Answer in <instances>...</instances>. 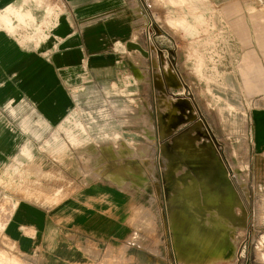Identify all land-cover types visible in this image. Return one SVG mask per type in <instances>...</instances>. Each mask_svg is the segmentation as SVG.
I'll return each instance as SVG.
<instances>
[{
  "label": "rangeland",
  "instance_id": "374dc122",
  "mask_svg": "<svg viewBox=\"0 0 264 264\" xmlns=\"http://www.w3.org/2000/svg\"><path fill=\"white\" fill-rule=\"evenodd\" d=\"M139 1L158 38L157 78L144 68L125 101L111 102L122 134L114 126L96 148L77 150L80 124L37 132L31 150L0 167V264H27L1 240L19 198L55 204L71 179L131 198L129 239L97 250L98 264H264V152L251 121L264 108V0ZM187 142L203 149L214 180L199 179ZM215 185L231 220L213 201L197 205L217 195Z\"/></svg>",
  "mask_w": 264,
  "mask_h": 264
},
{
  "label": "crops",
  "instance_id": "0c3cea01",
  "mask_svg": "<svg viewBox=\"0 0 264 264\" xmlns=\"http://www.w3.org/2000/svg\"><path fill=\"white\" fill-rule=\"evenodd\" d=\"M50 2L0 0V167L17 150H31L33 134L76 123L73 149L96 148V138L118 124L111 102L125 101L144 68L156 78L160 71L158 38L139 0ZM251 121L254 147L264 152V108ZM67 182L69 195L59 202L19 198L3 223L1 240L27 264H98L97 250L131 232L124 191Z\"/></svg>",
  "mask_w": 264,
  "mask_h": 264
},
{
  "label": "bare ground",
  "instance_id": "6f19581e",
  "mask_svg": "<svg viewBox=\"0 0 264 264\" xmlns=\"http://www.w3.org/2000/svg\"><path fill=\"white\" fill-rule=\"evenodd\" d=\"M187 143H183V146H185L187 144V148H189V150L186 151L185 157H186V160L188 158V160H190V159H191L190 161L194 160L198 164L197 174H198V176H200L199 179H201V176H202V177H210V179L212 178L211 180H214V177H212V174L210 173V169H209L210 168V166H209L210 163H207L208 158H206L207 156L205 157L203 149L202 148H200V149L195 148V146H194V148H192L191 147L192 143L191 142L190 143L187 142ZM182 158H184V157H182ZM209 162H210V160H209ZM202 164H208V166H205V168L203 169L200 166ZM189 176H191V175H189L188 171H187V174H184L182 177H183L184 180H187V183L188 182L192 183V181H194V180L191 179L192 177L190 179H188ZM221 176H223V175H221ZM222 178L223 177H221V179ZM181 180H182V178H181ZM184 180H182V181H184ZM215 188H217V195L215 197H207V199L205 197L202 200V205H200L199 203H197V205L199 206L200 209H202V207H204V203L206 204L209 201L210 202L213 201L212 203L219 209V212L222 214L223 218L227 219V220H231V212H232V210L230 211L231 203H230V201H229V199H228V197L226 195V192L224 191V189L222 187L220 188V190H218L219 186L217 187L215 185ZM9 264H17V263L10 262Z\"/></svg>",
  "mask_w": 264,
  "mask_h": 264
}]
</instances>
